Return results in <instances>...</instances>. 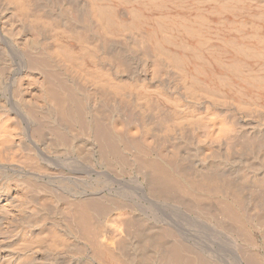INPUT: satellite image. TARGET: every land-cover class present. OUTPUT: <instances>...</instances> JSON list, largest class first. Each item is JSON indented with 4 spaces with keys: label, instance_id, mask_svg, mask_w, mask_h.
<instances>
[{
    "label": "bare ground",
    "instance_id": "6f19581e",
    "mask_svg": "<svg viewBox=\"0 0 264 264\" xmlns=\"http://www.w3.org/2000/svg\"><path fill=\"white\" fill-rule=\"evenodd\" d=\"M111 1L112 0H0V181H2V184L0 186V264H208L204 259L197 256V254L192 251L193 248L189 249V247H185L186 244L184 245V241L183 244H181L182 242L179 243V241L176 239L178 241L177 242L173 237H171L172 234L170 232L169 236L168 231L165 229L163 230L164 227H161L162 232L165 233L167 231V235L161 232H155L158 228H156L153 232L152 230H154V228H151V230L149 227H147L148 225H145L147 227L146 228L142 225V223H140L141 221L138 219L135 221L134 228L130 229L126 227L132 225L129 224V221L131 222L132 219L125 221V223L128 221V224H125L128 226H125L124 237L122 236V240L117 244H114V246L116 245L115 247L111 248L108 247L110 245L105 246L102 245L101 242L98 243L96 241L98 230L96 229L97 222L95 221V218L101 215L97 213H99V210L101 211V206H103L104 209L105 202H109H107V198L109 196H106L101 191L96 196L92 197V195H90L91 193L88 194L89 191L88 193L77 192V190L72 189L73 187L68 191H65L63 190L64 187L60 184V181L62 182V180L71 181V184L73 183L72 181H78L81 179L85 180L92 173L101 176L100 174H102L101 169L103 166H105L106 164L112 165L114 164V162H121V164L123 162V165L128 164L129 161H131L128 156H131L132 160L135 161L134 163L132 161L131 164L135 165L137 163L138 166H135L139 168L136 169L137 172H134H140L142 174L145 173L148 186L150 188H153L150 193L155 190L154 192L158 191V194H165L164 196L167 195L175 198L181 194V191L184 190L183 187H185H182L183 190L179 188L181 190L179 192L178 184H180V181L178 179L179 183L177 184L178 181L175 180V178L177 179V177L173 178V175H176H169L168 168L165 167L166 165L164 166L165 163H161V161L158 162L157 160L156 162L151 158L146 159L144 157V154L146 155L147 152V155H150L149 151H152L153 153V150L147 151L148 149H146V147H149L150 145L149 140L147 141L149 143H147L146 146L142 143H140L142 144V146H140L139 144H135L137 142L131 141L130 136H132V131L130 132V130L134 126L131 127L130 125H128L130 122H128V124L124 123L127 122V118L125 117V121L124 116L128 114L121 108L122 100H120L121 96L124 97L122 95L123 91L121 82L123 81L124 83V81H133L134 83V80H136L135 77H139V82L147 84V86L145 85L146 89L150 87L151 90L157 89L159 87H157L156 85L157 81L161 80L163 76H165L166 66L168 65L167 63L174 58L171 59L169 58L170 55L169 57L166 55L169 52H166V54L165 52L163 53L162 44L159 41L160 39H157V35L159 34L158 32H156V29H142L141 27L143 26L139 24L138 20H135V17V21L131 19L132 17L129 18L128 15L133 14L132 11L129 14V11L128 13H126L125 9H123L124 13H122L121 11L123 10L117 9L115 5L111 4ZM142 1L148 7L153 9L154 7H158L162 3V0ZM142 1L141 3L143 5L144 3ZM221 1L224 2V0ZM234 1L235 0H229L226 6L228 8L231 7V9H234L236 11L237 7L235 6L236 8H232V6L235 3H238V0L237 2L235 1V3ZM240 1L243 2V0ZM249 1L250 0H248V2ZM176 2L178 3V1ZM131 3L133 4L134 2ZM138 3L140 2L138 1ZM127 4L124 5L127 6ZM238 4L241 3L239 2ZM124 5L122 4L121 6ZM161 6H159L160 9ZM241 7L244 8V6ZM128 10H130V8ZM145 11L147 12V14H149L147 9ZM162 11L163 10H161V12ZM178 11H180V8ZM227 11L228 10H226V12ZM239 11L243 12V10L241 9ZM259 12L257 14H259ZM137 13L139 14V12ZM150 13L152 12L150 11ZM140 16L142 19L141 14ZM189 17L191 18V16ZM148 24L151 23L148 22ZM164 24L165 23H163V25ZM56 26L66 30L71 35V39L73 40L60 43L55 38V35H53L54 33H52L53 29H56ZM156 26L155 28H158ZM165 26H167V28L168 26L170 27L169 24H165L164 26H160V28L163 29ZM171 27V29L173 30L174 24ZM186 29L188 31L187 35L189 34L190 36L194 37L198 33H196L195 29H193L192 27H186ZM182 34L185 33L182 32ZM198 35L196 38H198ZM193 39L195 40V38ZM226 43L227 42H225V45ZM228 45L229 44L227 43L226 46ZM198 46H200V44ZM202 47H204V44ZM228 47H230V45ZM90 49H93V51ZM201 50L203 49L201 48ZM135 51H138L142 55L148 57V60L144 61L143 67L140 66L138 60L135 59ZM250 51H252V49ZM221 54H223V51ZM104 55H106V57ZM101 56H103L102 59H100ZM211 57L213 56L211 55ZM137 58H140L139 54L137 55ZM224 58L225 57H223V59ZM198 59L200 60V58ZM173 61H175V64L178 65L177 68H179L181 62L176 59ZM234 61L236 63V59ZM235 63L233 64L235 65ZM169 64L171 63L169 62ZM187 64L189 65V63ZM228 64L230 65V63ZM172 66L173 68L175 67L174 64ZM236 66H238V62L236 63ZM186 67L184 68L181 66L182 69H186ZM231 67L232 65L229 66V68ZM234 70L235 71H232L236 74V69ZM196 72L198 73V71ZM199 72H201V70ZM229 73L231 74V72ZM180 74L181 76L183 75L182 72ZM195 75L192 74V77ZM204 75L205 74H202V76ZM191 79H189L188 82ZM206 79L207 77L204 80ZM178 80L181 79L179 78L177 79V81ZM184 80H182V82ZM161 81H163V79ZM194 82L192 81L189 86H186L184 89L186 91H182V93L187 92L192 94V96L204 94L202 93L203 90H201V88L199 87V85L203 83H200L198 85V78ZM138 83L137 85H139ZM155 85L157 88H152V86ZM166 85L167 84H165V87ZM206 85L207 84H205L204 89H206ZM219 85L221 86L222 84ZM229 85L232 86L231 84ZM211 86L212 85H209V87ZM249 86L247 87L249 88ZM162 87H164V85ZM253 88H256V86H253L252 89ZM131 89H133V87ZM148 90L151 91L150 89ZM229 90L230 89H228V92ZM138 91L140 90H137V92ZM214 91H212V93H214ZM258 91H260V89ZM172 92H174L173 89ZM169 93L171 94V90ZM137 94L140 95V93ZM163 94L166 93L163 92ZM159 95L161 97L163 96L161 94ZM228 95L231 96L232 94L228 93ZM160 96L156 98L159 99ZM179 96L182 97L181 95ZM236 96L237 95H235V97ZM202 97L200 96V98ZM213 97H215V95ZM213 97L212 99L215 100ZM216 97L218 98V96ZM151 98H153V96ZM170 98L171 96H169V99ZM245 98H247V96ZM236 99L239 100L237 97ZM149 100L151 99L149 98ZM164 101H166V98ZM133 102L135 103V99ZM176 102L177 101H175L174 103ZM180 104H178V106ZM143 105L144 104H142V106ZM170 106L173 107V105ZM174 106L177 105L174 104ZM206 106L205 109L208 108H206ZM218 107L219 105L216 108ZM213 108H211V110H208V108L207 112L204 111L205 113H207V115L205 113H202L203 116L206 115V117L204 118L202 116L203 118L201 119L198 116L199 114L197 115L198 112H194L196 116H198L196 118H199L196 119V122H193L194 124L196 123L197 132L195 133L193 132V130L191 132L192 134H190L187 139L185 138V142L178 150H175L177 146L174 145V147L176 146L174 150L164 149L163 151L162 144V152H160L161 155L159 153V156L157 154V159L158 157L161 158V156L163 155L164 157H162L161 160H163L164 158V161L167 162L168 167L170 166V168L172 167L178 172L185 174L184 176H186L187 172H189L190 174L188 175H191V177L195 175V178H197L198 176L211 177L213 179L216 178L220 180V182L224 181L228 183L230 178H234L235 175H233V173H238L236 186L233 185V189H236V197H238L240 200L238 202H241L240 204H245L252 199H257L255 203L258 201V207H260L263 214L258 216L261 217V219L263 220L262 222L264 223V125H261V123L260 125H256L255 123L253 124V122L243 121L239 117H237V115L229 114V112L225 111L224 109L218 108L216 113H214L215 111L212 110ZM175 109H177L178 111L180 110L178 108ZM190 111L191 110H189V112ZM185 112H187V110ZM215 114L217 116L219 115L220 119H218ZM129 115L127 117H130ZM185 115L186 114H184V116ZM189 115L190 117H185L190 121L193 115L191 116V114L188 113V116ZM165 117L164 122L166 121ZM258 117L260 116L258 115ZM130 118H128L129 121ZM178 118L181 117H178L175 112L174 114H169V116L166 117L167 121L171 123L174 122V125L178 121ZM159 119L162 120V118ZM159 119L158 122H163V120L161 121ZM255 121L256 120H254V122ZM158 122L157 124L162 127V124H159ZM134 128L133 130H136L135 133L137 134V127L135 129ZM161 130L165 133L164 129ZM138 141L142 142V140L139 139ZM168 141L166 142V144L168 143ZM143 146L146 149L145 151H147L146 153H144ZM215 148L217 149L215 150ZM211 149H214L215 151H211ZM77 164L80 165V171L77 172L79 174L75 173V165ZM107 166L108 168H110V165H106L105 169L107 168ZM129 167L130 166H128V168ZM120 170L123 169L121 168ZM200 178L201 177H199V184L203 183V180L202 182H200ZM213 179L211 181H213ZM196 181L197 180H195L194 184H196ZM198 183L196 184V187L194 186V184L187 185H189L190 188L195 191L196 189L194 188L198 187ZM215 183L218 182L215 181ZM215 183L211 185H217ZM202 185H206V187H208L207 182L206 184L204 183ZM212 187L210 186V188ZM85 188L88 189L87 187ZM202 188L203 187H201V189ZM203 189H205V187ZM206 189L208 190L209 188ZM213 189L215 190V188H212V191ZM84 190L85 189H83V191ZM184 191H186L182 193L184 196L186 195V193H191L187 192V189ZM200 192H202V190L200 191L199 189V192L195 193L200 194ZM203 192L201 194H203ZM207 192L204 193H206V195L212 193L211 191L210 193ZM183 195L181 196L183 197ZM188 196L186 195L185 197ZM195 196L197 195L195 194ZM195 196L193 195L194 198ZM198 196V198L203 197L201 195ZM189 198L192 199V195H190ZM198 198L192 199V202H194L193 200H198ZM111 199L114 201L112 197ZM200 202V200L199 203H197L196 201V204L200 205ZM115 204H113V206ZM253 205L254 204L252 203L249 206L251 207ZM121 206H123L122 202ZM105 207H107V204ZM118 207L119 209L121 208L120 206ZM205 208L207 207L205 206ZM225 209L226 208L222 209V211ZM249 209L252 212H248L252 213L253 215L249 214L250 217L248 219L257 220L258 217H255L253 213V210L255 209ZM105 210L107 211V209ZM130 211H132V209ZM224 213L226 214L225 218H227V220H230L231 223H235L234 225L237 224L236 222L240 221L239 214H236L233 208L230 207L229 209H226L225 211H223V214ZM220 214H222V212ZM122 216L125 215L122 214ZM130 216H128V218H130ZM133 218L136 219V217ZM123 221L124 220H122V222ZM252 222L253 221H251V223ZM260 223H258V225ZM239 224L241 225L242 223L239 222ZM239 224L236 225V228L237 226L241 228ZM149 226L151 225L149 224ZM175 234H173L174 237ZM42 240L46 241L47 245H42L40 243V241ZM262 240L264 241V239ZM252 245H254V242ZM246 253L249 254L248 262H252L255 264L263 263L262 260L257 257L258 254L256 256V252L253 253V250L251 251V253L250 251L249 253Z\"/></svg>",
    "mask_w": 264,
    "mask_h": 264
},
{
    "label": "rangeland",
    "instance_id": "374dc122",
    "mask_svg": "<svg viewBox=\"0 0 264 264\" xmlns=\"http://www.w3.org/2000/svg\"><path fill=\"white\" fill-rule=\"evenodd\" d=\"M125 1H126V3H125ZM125 1H123V0H119V1L118 0L117 1L116 0H112L111 4L115 5V7L117 9H121V10L125 9L126 13H128V11H129V14H130L131 11H132L133 14H130L132 16H130L128 14L127 15L129 16V18L132 17L131 19H133V21H135V20L137 21L138 20L139 24L141 26H143V27H141L142 29H146V30H155L156 29L157 30L156 32H158V34H159V35H157V37H158L157 39L158 40L160 39L159 41L162 44L163 53L165 52V54H166V52L167 53L169 52L168 54H166L168 57L170 55L169 58H171V59L174 58L173 60H175V59L179 60V62H181V63H180L179 68H177L178 65L175 64V61L170 60L169 62L171 64H169V62L167 61L168 62L167 63L168 65L166 64L167 65L166 66V73L167 74L165 73V76H163V78H162L163 81H161L162 80L161 79V80H158L157 83H156L157 87L159 86L158 87L159 89L156 87V85L152 86V88H157V89H152L151 90V87L146 89L145 87L147 86V84L139 82L138 81L139 77L138 78L135 77V79H136V80H134L135 84L133 83V81L132 82L124 81V83H123V81L121 82L122 91H123L122 95L125 97L124 98V97L121 96V98H120V100H122L121 101V103H122L121 104V108L123 109V111L125 110L128 115L130 114L129 116L131 117V118L127 117L128 115L124 116V118L125 117L127 118V122H124V121L123 122L127 123V124H128V122H130L128 125H130L131 127L134 126L135 128L137 127L136 128L137 129V134L135 133L136 130H133L134 127H132L131 130H130V132L132 131V136H130V139H131L132 142L133 141L137 142L135 144H139L140 146H142V144H144L146 146V144L150 142L149 143L150 145L148 144L149 147H146V149H148L147 151L153 150V153H152V151H149L150 155H147L148 152L145 151L146 149L143 146L144 153L147 152L146 155L144 154V157L146 159H150L151 158V159H153L155 161L157 160L158 162L161 161V163H165L164 166L166 165L165 167L168 168L169 175L170 174L171 175L175 174L176 176L173 175V178L177 177V179L175 178V180L178 181V179H179V181H180V184H178L179 181L177 182V184L180 186L179 187L177 185L179 192L181 190H183V189L184 190L187 189L188 190L187 192H191L192 194L191 193H186V195L187 196H188V194H189V196L192 195V199H195V198L197 199L199 197L198 195H201L203 197L202 198L200 197L201 199L198 198V200H196L197 203H199V200L201 201L200 205H198V204H196L195 200H193L194 202H192V199H190L191 197L190 198H189V196L185 197L186 195L184 196L182 194L183 192H186L184 190L181 191L180 195L178 193L179 196L177 195L178 197H175V198H173L172 196H167V195L164 196L165 194L164 195L163 194H158L159 192L158 191L154 192L155 190H153V192L150 193V191H152L153 188L152 187L150 188L148 186V182L146 180L145 173L144 174H142L140 172L135 173V172H137L136 169H139L137 167L138 165H137V163L135 164L137 166L131 164V162L133 160H132V157L128 156V155H127L128 158H130V160H131V161H129L130 165L128 163V164H124L125 165L124 166L123 162H122V164H121V162L120 163L119 162H116V163L114 162V164H112V165L111 164H106V165H110L111 169L108 168V166L106 168L109 171L105 169L106 165L102 167V169H101V171H102L101 173L102 174H100L101 176L95 175V174L92 173L85 179L86 181L82 180V179L78 180V181L76 180V181H72L73 182L72 184H71V181L62 180V182L60 181V184L64 187L63 190L68 191L70 188L73 187L72 189L77 190V192H87L88 193V191H89L88 194L91 193L90 195H92V197L96 196L101 191L106 196H109L107 198V202L108 201L109 202L108 203L105 202V206L107 204V207L104 206V209H103V206H101L102 207L101 211L99 210V213H97V214H101V215H99V217L96 216L97 218H95V221L97 222L96 223L97 224L96 229L98 230L97 231V235H96L97 239L96 238L95 239H96V241L98 243L101 242L102 245H105V246L110 245L108 247H111V248L115 247L116 245L114 246V244H117L118 242H120L122 240V238L124 237L125 226H128V225H125V224H128L127 223L128 221L126 223H125V221L132 219L131 220L132 223L129 221V224H132L131 225L132 227L130 225H129V227H126V228L130 229V228H134L135 221L138 219V220L141 221L140 223H142L143 226H145V225L147 226L148 225L147 227H149L150 229L154 228V230L151 229L153 232L155 231L156 228H158L155 232L163 233L162 232V228L164 227L163 230L165 229V230L168 231V233L170 232L172 234L171 237H173L174 240L177 239L179 241V243L182 242L181 244H183V241H184V245L186 244L185 247H187V248L189 247V249L193 248L192 251L195 252L197 254V256H199L202 259H204L208 264H250V263L251 264H255V263H252V262H248L249 261V254L246 253V252L249 253V251L251 253L252 250H253V253L256 252L255 253L256 256L258 254L257 257L260 258L262 260V262H263L262 264H264V261H263L264 260V246H263L264 245V241L262 240V239H264V236H263L264 235V231H262V230H264V223L262 222L263 220L261 219V217L258 216V215H263V214H262V211H261L260 207H258L259 206L258 203H257L258 201L255 203V201L257 199H254V200L252 199L251 201L246 202L245 204L242 203L245 206L240 204L241 202L240 203L238 202L240 200H239L238 197H236V195H237L236 194V189H233V185L236 186V182L238 180L237 179L238 173H233V175H235L236 178H235V176H234L233 179L230 178V180L232 179L231 180L232 182L229 180V182H231V183L228 182L229 183L228 184L227 182H224V181L220 182V180H218L216 178L213 179L211 177L198 176L197 178H195L196 177L195 175L193 177H191V175H188V174H190L189 172H187L186 176H184L185 174H183L181 172H178L177 170H175L172 167H171L172 168L171 169L170 166L168 167L167 162L164 161L165 159L163 158V160H161V158L164 157L163 155L161 156V158L158 157V159H157V154L159 156V153L162 152V150L164 151V149H170V150L172 149V150H174V148L177 146V148H175V150H178L181 147V145L185 142L184 140H186L187 137H189L190 134H192L191 132L193 130H194L193 132H195V133L197 132L196 123L194 124L193 122H196V119H199V118L201 119L203 117L205 118L207 113H205L204 111L207 112L208 110H211V108H213V107L214 108L212 110L215 111V112L213 111L214 113H216L218 108L219 109H224L225 111L229 112V114L237 115V117H239L243 121L253 122V124L255 123L256 125H260V123H261V125L262 124L264 125V119H263L264 118V57H263L264 56V17H262V16H264V11H263L264 10V1L263 0H250L248 2V0L247 1L243 0V2H241L240 0H238V3L239 2L241 3V4H238V3H235V1L237 2V0H235L234 1L235 4L234 5L232 4L233 5L232 8H236L237 7L236 11L234 9H231V7L228 8L226 6V4H227V2L229 0H224V2L221 1V0H219V1L218 0H214V1L213 0H175V1L170 0V2H169V0H162V3L159 5V6L162 5L161 9H160L159 6H158L159 8L158 7H154V9L150 8L142 0L141 1L144 3L143 4L144 6L142 5L140 0H133V1L132 0L131 1L130 0H125ZM138 1L140 3H138ZM176 1H178V3ZM211 1H213V2H211ZM131 2H134V3L132 4ZM135 2H136V5H135ZM168 2L171 3V4H169ZM130 3H131V5H130ZM163 3H165V4L167 3L166 6ZM223 3H225V4H223ZM122 4L123 5L127 4V6H125V5L121 6ZM244 4H246L247 6L244 5ZM140 6H141V8H140ZM241 6H244V8L241 7ZM129 8H130V10H128ZM179 8H180V11H178ZM223 8L228 10L227 11L228 13ZM146 9L148 10L149 14H147V12L145 11ZM217 9H219V10H217ZM240 9L243 10V12L239 11ZM161 10H163V11L161 12ZM210 10H211V12H210ZM244 10H245V12H244ZM143 11H145V12H143ZM150 11L152 13H150ZM257 11L258 12L260 11L259 14H257L258 13ZM121 12L124 13V10L121 11ZM137 12H139V14ZM219 13H220V15H219ZM137 14H138V18L139 19L137 18ZM140 14L142 15V19H141ZM252 14L255 15V16H253ZM145 16H146V18H145ZM189 16H191V18ZM182 19H184V20H182ZM194 19H196L197 21L194 20ZM146 20L148 22H150L151 24H148V22ZM165 20H167V21H165ZM199 20L200 21L202 20V21L200 22ZM144 21H146V22H144ZM163 23H165L166 25L169 24L170 27L168 26V28H167V26H165L164 27L165 29L164 28L163 29L160 28V26H164L165 25V24L163 25ZM176 23H178V24H176ZM198 23H199V26H198ZM153 24H155V25H153ZM173 24H174V27H173V30H172L171 26ZM189 24H193V25H189ZM177 25H179V26H177ZM155 26L158 27V28H155ZM186 27H190V28L192 27L193 29H195L196 33L197 32L199 33V35L197 33L196 36H194V37L190 36L189 34H188L189 35L188 36L187 35L188 31H187ZM148 28H151V29H148ZM159 28L162 29V30H160ZM56 29H55L56 31L53 29L52 33H54L53 35H55V38L60 43L69 42V41L73 40V39H71V35L66 30H64V29H62L60 27H57V26H56ZM182 29H183V31H182ZM182 32L185 33V34H182ZM66 33H68V34H66ZM170 33H171L172 36L170 35ZM164 34H166V35H164ZM59 35H61V36L66 35V36L61 37ZM197 35H198V38H196ZM170 36H171V38H170ZM190 38H192V39H190ZM193 38H195V40ZM199 38L201 39V41H200ZM183 39H184V41L185 40L186 41L184 42ZM202 39H204V40H202ZM206 40L207 41L209 40V41L207 42ZM192 41H194V42H192ZM197 41H199V42H197ZM201 42H204V43H201ZM225 42H227L230 45V47H228L229 45L226 46L227 43L225 45ZM193 44H195L197 46H195ZM199 44H200L201 47L198 46ZM203 44H204V47H202ZM234 45H236V46H234ZM205 47H206V49H205ZM164 48H166V49H164ZM201 48L203 50H201ZM217 48L219 49V51H218ZM251 49H252V51H250ZM90 50L93 51V49H90ZM222 51H223V54L225 53L224 55L221 54ZM231 51L233 52V54H232ZM135 54H134V57L136 56L135 59L138 60V63L140 64V66L143 67V63H144L145 60H148V57L142 55L138 51ZM138 54H139L140 58H137ZM227 54H229V55H227ZM175 55H177V56H175ZM211 55L213 57H211ZM104 56L106 57V55H104ZM197 57L200 58V60ZM223 57H225V58L223 59ZM102 58H103V56L100 57V59H102ZM216 58L218 59V61H217ZM230 58H231V60H230ZM234 58L236 59V63L238 62V66H236ZM141 59H143V60H141ZM203 62H204V64H203ZM231 62H232V64H231ZM187 63H189L190 67H189V65ZM228 63H230V65ZM233 63H235V65ZM173 64L175 66L174 68L172 66ZM184 64H186V65H184ZM191 64H192V66H191ZM231 65H232L231 68H233V69L229 68V66H231ZM181 66L184 67V68L186 66L187 67H186V69H184V68L182 69ZM233 66H236V67H233ZM234 69H236V74H235V72H233V71H235ZM200 70H201V72H199ZM196 71H198L199 74ZM178 72H180V73L182 72V74H183L182 76H184V77H182L181 74L178 73ZM192 72H194V73H192ZM229 72H231V74ZM174 73H176V74H174ZM177 73H178V75H177ZM189 73H190V75H189ZM206 73L209 74V75H207ZM192 74L193 75L196 74V75L192 77ZM202 74H205L204 76L207 77L206 80H204L206 77L202 76ZM229 74L231 75V77H230ZM167 76H169L172 79V81ZM215 76H217L218 78L215 77ZM191 77H192V79H191ZM203 77H204V79H203ZM179 78L181 80L177 81V79H179ZM193 78H194V80H193ZM197 78H198V81H199L198 85L200 83L204 84V85L203 84L199 85L201 90H203L202 93H204V94H201V95H198V96L197 95L196 96H194V95L192 96V94L187 93V92L182 93V91H186V90H184L185 87L189 86L192 83V81L193 82L196 81ZM189 79H191L190 80L191 82L190 81L188 82ZM214 79H215L216 82L214 81ZM182 80H184V81L182 82ZM210 81H211V83H210ZM178 82H179V84H178ZM218 82H219V84H222L224 86H222V85L220 86L218 84ZM137 83L139 85L140 84L141 85L139 86V85H137ZM165 84H167L166 87H168L169 89L165 87ZM205 84H207L206 85V89H204L205 88ZM229 84H231L232 86H230ZM260 84H262V85H260ZM160 85H162V86L164 85V87H162ZM209 85H212V86L209 87ZM252 85L254 87L256 86V88L252 89V87H253ZM141 86L143 87V89H142ZM229 86H230V88H229ZM247 86H249V88ZM132 87H133V89H131ZM178 87H180V88H178ZM214 87H215V89H214ZM231 87H233V88H231ZM171 88L173 89L174 92H172ZM144 89H145V91H144ZM148 89H150L152 91V93ZM174 89H176L178 91H176ZM228 89H230L229 92H228ZM259 89H260V91H258ZM137 90H140L141 92L140 91L137 92ZM170 90H171V94L172 95L169 93ZM204 90H205V92H204ZM154 91L158 92L159 94H161L163 96L161 97L158 93H156ZM160 91H161V93H160ZM212 91H214V93H212ZM163 92L166 93V94H163ZM234 92H235V94H234ZM137 93H140V95L137 94ZM144 93H146L148 95H146ZM155 93H156L157 96L155 95ZM228 93L232 94V95L230 96V95H228ZM205 94H207V95H205ZM136 95H138V96H136ZM142 95H143V97H142ZM144 95H146V96H144ZM168 95L171 96L170 99H169ZM177 95L178 96L181 95L182 97L179 96L180 97L179 98ZM210 95H211V98H210ZM214 95H215V97H213ZM235 95H237L236 97L240 101L236 99ZM152 96H153V98L155 97L154 100H153V98H151ZM158 96H160L159 99L156 98ZM188 96H190V97H188ZM200 96L201 97L203 96V97L200 98ZM216 96H218V98ZM240 96H243V97H240ZM246 96H247V98H245ZM172 97H174V98H172ZM191 97H193V98H191ZM212 97L215 100L216 99L217 100L216 101L213 100ZM141 98H143V99H141ZM149 98L151 100H149ZM165 98H166L167 103H166V101H164ZM205 98H208V99H205ZM209 98L211 99V101H210ZM243 98H245V99H243ZM134 99H135V103L133 102ZM232 99H235V100H232ZM138 100H141V101H138ZM161 100H163L164 102L161 101ZM170 100L171 101L173 100V101L171 102ZM175 101H177V102L174 103ZM178 101H180V102H178ZM214 101H215V103H214ZM141 103L144 104L145 106L143 105L144 106L143 107ZM148 104L149 105L152 104V105H150L151 107ZM153 104H155V105H153ZM159 104H161V105H159ZM174 104L177 105V106H178V104H180V105L177 107V106H174ZM213 104H215V105H213ZM164 105H166V106H164ZM170 105H173V107L170 106ZM218 105H219V107L216 108ZM205 106H206V108L208 107L209 109L208 108H207L208 110L205 109ZM190 107L191 108L193 107V108L191 109ZM175 108L180 109L179 110L180 112L177 109H175ZM236 108H238L239 110L236 109ZM147 110H148V112H147ZM186 110H187V112H185ZM189 110H191V111L189 112ZM151 111H152V113H151ZM174 112L176 113V115L178 117H181V118H178V121L176 122L178 124L175 123L176 126L174 125V122L173 123L168 122L167 119H166V117L169 116V114H174ZM182 112H185V113H182ZM194 112L195 113L198 112L197 115L199 114L198 115L199 118H196L198 116H196V114ZM149 113H151V114H149ZM181 113L183 114V116H184V114H186L185 115L186 117H190V115L188 116V113H190L191 116L193 115V117L191 118L192 122H191V120L189 121V119H186L185 116L183 117ZM202 113L203 114L205 113L206 115L203 116ZM257 114L260 117H258ZM165 115H166V117H165ZM163 116L165 117V120H166L165 122L166 123L164 122V117ZM215 116L218 117V119H220L219 115L217 116L215 114ZM152 117L155 118L156 120L153 119ZM246 117H248V118H246ZM252 117H254V118H252ZM126 118H125V121H126ZM128 118H130V121H129ZM146 118H147V120H146ZM157 118L158 119L162 118V120H163L165 125L163 124V122H160V121L158 122ZM251 119H252V121H251ZM261 119H263V120H261ZM159 120H161V119H159ZM254 120H256V121L254 122ZM154 121H156V122H154ZM157 122L159 124H162V127L160 125H158ZM179 122H180V124H179ZM152 123H153V125H152ZM155 124H156V126H155ZM157 125H158V127H157ZM168 125H169V127H168ZM172 125H174V126H172ZM163 126H164V128H163ZM161 129H164L165 133ZM154 132H156V133H154ZM168 132H169V134H168ZM148 135H149V137H148ZM146 136H147V138H146ZM136 137H138V138H136ZM138 139L142 140V142L138 141ZM168 139H169V141H168ZM148 140H149V142H147ZM167 141H168V143L166 144ZM169 142H170L171 145L169 144ZM140 143H142V144H140ZM161 145H162L163 148L161 147ZM174 145H176V146L174 147ZM170 146H171V148H170ZM198 147H200V146H198ZM161 148H162V150H161ZM216 149L217 148H215V150ZM212 150L215 151L214 149H211V151ZM160 155H161V153H160ZM134 162L135 161H133V163ZM118 163H119V166H118ZM111 166H113L114 168L111 167ZM120 166H121V168L123 170H120L121 169ZM128 166H130L131 168L130 167L128 168ZM75 167H76L75 168V173L79 174L77 172L80 171V165L77 164V165H75ZM169 169H171V170H169ZM233 175H232V177H233ZM199 177H201L200 178V182H202V180H203V183H201V184L198 183L199 182ZM202 178H205V179H202ZM1 179H3V178H1ZM212 179H213V181H211ZM195 180H197L196 184L198 183L199 185H198L197 188H194V189H196L194 191L192 188H190L189 185L194 184ZM207 180H209V181H207ZM214 180L217 181L218 183H215ZM64 181H65V183H64ZM0 182H1L0 183V186H1L2 181H0ZM206 182H207V186L208 187H206V185L205 186L202 185L204 183L206 184ZM212 182L217 184V185H211V184H213ZM181 184H183V185H181ZM187 184H189V185H187ZM196 184H194L195 187H196ZM74 186H76V187H74ZM183 186H185V187H183ZM210 186L211 187L214 186L212 188H215V190L213 189V191H215V192L212 191V188H210ZM85 187H87L88 189H86ZM182 187H183V189H182ZM201 187H203V188L205 187V189H203V188L201 189ZM105 188H106V190H105ZM198 188L200 189V191L202 190V192L204 190H207L206 188H209L208 189L209 191L207 190L208 192L207 191H204V192L210 193V191H211L212 193H210L211 195L210 194L206 195V193H204V192H203V194H205V195L201 194L202 192H200V194L199 193H195V192H199ZM83 189H85V190L83 191ZM147 190H148V192H147ZM95 191H97V192H95ZM232 193H234V194H232ZM195 194L197 196H195ZM181 195H183V197ZM193 195L195 196V198L193 197ZM111 197L114 199L115 202L111 199ZM203 198H205V199H203ZM206 198H207L208 201L206 200ZM237 198H238V200H237ZM185 201H186V203H185ZM233 201H234L235 204L233 203ZM121 202H122L123 206H121ZM252 203L254 205L250 207L249 205L252 204ZM113 204H115V205L113 206ZM191 204H192V206H191ZM118 206H120L121 208L119 209ZM205 206L207 208H205ZM241 206H243V207H241ZM115 207H117V208H115ZM213 207H214V209H213ZM221 207H222V209H224V208L229 209L230 207L233 208V210H235L236 214H239V220L240 221H238L236 223L239 224V222H240V223H242L241 225H243V226H241L239 224V226L241 228H239L237 226V228H238L237 229L236 228L237 224L234 225L235 223L233 224V223H231L230 220H227V218H225L226 214L225 213L223 214V211H225L226 209L222 211ZM197 208H199V209H197ZM249 208L255 209V210H253L254 211L253 213H254L255 217L256 216L258 217L257 220L256 219L255 220L248 219L250 217V215H253L252 213H249V212H252V211H250ZM105 209H107L108 212ZM121 209H122V211H121ZM131 209H132V211H130ZM105 212H107V213H105ZM203 212H205V213H203ZM221 212H222L223 216H222V214H220ZM258 212H259V214H258ZM122 214L125 215V216H122ZM128 214H130L132 216H130ZM128 216H130V218H128ZM133 217H136V219L133 218ZM222 217H224V218H222ZM223 219H225V220H223ZM122 220H124V221L122 222ZM251 221H253V222L251 223ZM123 223H124V225H123ZM258 223H260V224L258 225ZM149 224L151 226H149ZM159 226H160V228H159ZM228 226H230V227H228ZM231 227H232L233 230L231 229ZM253 227H255V228H253ZM122 229H124V230H122ZM240 229H242V230H240ZM246 231H248V232H246ZM166 232L163 233V234H166ZM170 233L168 234L169 236H170ZM238 233H240V234H238ZM173 234H175V237L173 236ZM235 234H236V236H235ZM183 238H185V239H183ZM239 238H241V239H239ZM247 239H249V240H247ZM115 241H116V243H115ZM249 241H250V244H249ZM262 241H263V243H262ZM253 242H254V245H252ZM40 243L42 245H44V244L47 245V242L44 241V240L40 241ZM188 245H190L191 248ZM261 246H263V247H261ZM252 247H254V248H252ZM242 250H243V252H242ZM66 251H68V250H66ZM153 264H156V263H153Z\"/></svg>",
    "mask_w": 264,
    "mask_h": 264
}]
</instances>
